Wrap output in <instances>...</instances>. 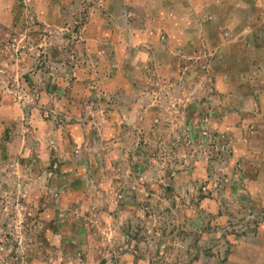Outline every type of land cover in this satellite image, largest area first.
<instances>
[{
	"label": "rangeland",
	"instance_id": "rangeland-1",
	"mask_svg": "<svg viewBox=\"0 0 264 264\" xmlns=\"http://www.w3.org/2000/svg\"><path fill=\"white\" fill-rule=\"evenodd\" d=\"M0 264H264V0H0Z\"/></svg>",
	"mask_w": 264,
	"mask_h": 264
}]
</instances>
